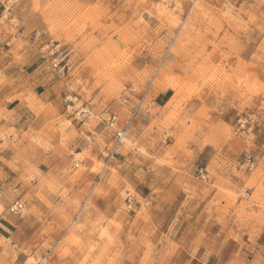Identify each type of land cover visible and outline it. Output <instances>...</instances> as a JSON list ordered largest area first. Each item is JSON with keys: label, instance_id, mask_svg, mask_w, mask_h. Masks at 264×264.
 Instances as JSON below:
<instances>
[{"label": "rangeland", "instance_id": "rangeland-1", "mask_svg": "<svg viewBox=\"0 0 264 264\" xmlns=\"http://www.w3.org/2000/svg\"><path fill=\"white\" fill-rule=\"evenodd\" d=\"M243 2L239 0L235 7L239 9ZM194 3L195 0H188L182 5L183 27L172 33L173 42L163 49L162 60L161 49L152 42L150 33L145 36L133 25L115 19L119 0H0V33L5 37L0 42V164L4 167L0 174L13 182L3 185V197L10 202V211L20 198L21 213L34 212L41 218L47 213L52 218L41 220L42 234L50 241L57 240L46 246L51 255L45 260L41 254L26 252L27 264H53L54 261L60 262L57 264H188L190 261L185 259L188 256L194 264H201L204 255L199 242L191 251H184L188 239L184 242L181 232L192 225L191 217L180 214L179 218L171 219L170 212L161 206H157L155 216L144 209L139 212L133 207L130 211L125 193L119 207L107 216L86 204L91 183L86 189L73 190L69 182V175L82 167L86 157L85 152L77 154L79 143H87L89 136L98 131L115 140L110 151L122 145V153L131 151L146 162L154 161L163 177L170 172L172 177L186 174L177 167L169 152L154 150L153 124L158 121L152 118L151 111L143 112L142 95L133 96L130 91L142 86L143 80L124 74L130 64L143 71L155 63H163L173 47L176 57L191 72L192 82L200 81L201 87H222L224 78L233 74L243 79L245 93L240 104L233 106L240 116L233 122L224 116L223 123L229 129L238 128L240 133L253 137L251 147L238 133L237 150L229 151L228 146L207 147L195 167L200 171L209 166V173H215L212 168L223 165L241 172L243 160L252 156L255 167L244 172L247 192L243 196L227 193L224 213L228 218L256 219L264 225V167L260 163L264 159V132L251 111V105L264 94V49L261 48L264 40L258 31L240 26L214 37V42L219 40L214 47L208 42L203 46L192 44L182 29L185 27L191 33L201 30L194 21L189 22ZM172 18L166 15L168 22ZM161 23L164 21L154 20L149 27ZM30 51L36 52L37 66L49 75L50 82L61 81L66 114L57 117L50 112L53 116L44 131L20 134L12 128L15 119L11 112L2 105L16 98L10 91V70L16 63L20 67L26 65L23 55ZM77 54H84L85 62L74 68L73 57ZM222 61L227 62V68ZM170 82L169 89L176 97L179 94L183 99L194 90L190 81ZM178 106L176 99L170 117L175 115ZM110 116L117 117L116 123L112 127L104 126L102 119ZM121 131L128 133L122 144L117 139ZM165 143L170 145L171 141ZM133 162L138 164L137 159ZM115 165L110 170L119 175ZM97 166L95 173L106 165L101 162ZM199 171L196 175L201 174L200 179H191L199 186L208 187L201 183L207 177ZM24 183L30 188L28 193L20 188ZM188 185L193 187L194 196L190 198L193 202L184 208L187 206L192 213L199 210L196 201L200 199L201 187ZM94 194L107 195L98 188ZM38 201L43 209L36 208ZM0 207L5 208L2 204ZM41 210L43 216L39 213ZM262 261L258 255L254 264H264Z\"/></svg>", "mask_w": 264, "mask_h": 264}, {"label": "crops", "instance_id": "crops-1", "mask_svg": "<svg viewBox=\"0 0 264 264\" xmlns=\"http://www.w3.org/2000/svg\"><path fill=\"white\" fill-rule=\"evenodd\" d=\"M1 18L0 5V20ZM182 32L194 45L203 46L207 42V38L200 29H195L191 33L188 30L185 31L184 27ZM3 38L5 37L0 33V42ZM23 56L26 65L20 67L16 63L10 70V91L15 94L16 98L2 107H6L14 117L15 123L12 126L14 130L20 134H37L49 126L53 116L49 114L50 112L55 113L57 117L65 116V105L62 99L63 87L59 80L50 82L49 75L37 66L39 59H36V52L30 51ZM166 94L168 99L161 104V94L157 92L155 99L151 101V107L153 110L170 107V116L176 102V93L167 89ZM231 109L233 110L228 111V115L226 113L225 116L230 117V121L233 122L240 116V112L236 108ZM143 112L149 114V111L143 110ZM89 139L87 143L80 142L77 149L78 155L82 152L86 155L82 167L69 175L70 187L73 190L86 189L90 183L92 184L86 204H91L96 211L104 212L108 216L111 211L119 207L123 199L122 194L125 193L128 196L127 199L132 200L133 207L139 212L144 209L148 214L155 216L158 214L157 206H161L170 212L171 219L179 218L180 214L191 217V224L194 227L190 225L181 232V235L185 236L184 242L188 239L184 251H191L199 242L205 259L201 261V264H254L258 255L264 262V225L256 219L250 220L236 216L228 218L224 213L227 193L241 196L232 187L224 186L221 190L219 186H214L209 191L208 187L199 186L192 180L201 177V174L196 175L199 169L195 165L190 170H182V173H186L185 175L172 177L170 174L172 172H170L163 177L160 175L161 170H156L157 166L154 161L146 162L132 154L131 151L122 153L121 151L124 150L122 145H117L115 150L110 151L111 145L115 142L110 135L98 131L96 135H90ZM135 159L138 164L133 162ZM101 162L105 163V168L95 173L94 169H99L97 164ZM114 163L119 175H114L110 170V166ZM1 165L0 173L4 171ZM210 168L209 166L201 168L199 172L208 177ZM212 169L216 172L217 169L228 171L231 168L221 165ZM8 177L13 179L12 176L8 175ZM7 179L0 174V205L5 207L4 210L0 207V260L7 261L9 264H27L28 253L26 252L41 254L42 259L45 260L51 255L50 249L46 246L50 243L54 244L57 240L50 241L49 237L42 234L41 220L52 217H47L48 214L45 212L46 217L41 218L34 212L23 214L10 211V202L3 197V185H10L13 182ZM189 183L196 185L195 187H201L200 199L196 201L199 204V210L192 213L189 212L187 206L184 208V205L193 202L190 198L194 196V191L193 187L189 188ZM213 184H215L214 181ZM20 188L26 193L30 191L27 183L21 185ZM97 188L107 195H95L94 191ZM242 190L247 192L244 187ZM132 191L134 194L131 193ZM47 199L51 200V197L48 196ZM17 201L22 202L20 198ZM40 204L38 201L39 206L36 208L43 209ZM39 213L43 216L42 210ZM226 223L227 226H225ZM185 259L190 261L188 264H194L191 256ZM57 263L60 262L54 261L53 264Z\"/></svg>", "mask_w": 264, "mask_h": 264}, {"label": "clouds", "instance_id": "clouds-1", "mask_svg": "<svg viewBox=\"0 0 264 264\" xmlns=\"http://www.w3.org/2000/svg\"><path fill=\"white\" fill-rule=\"evenodd\" d=\"M99 2V0H98ZM188 0H119L118 15L115 17L120 23H129L143 32L145 36L151 34L150 39L161 51L160 59H164L163 49L173 42L172 33L183 27L182 5ZM239 0H195L192 15L189 22H195L201 28L209 45L219 43L214 37H219L222 31H229L240 26L245 30L258 31L260 39L264 40V0H244L241 7H235ZM167 10V13H165ZM167 16H172L168 22ZM154 20L164 23L149 27ZM148 43L147 40L144 41ZM264 49V44L261 45ZM85 62L84 54L73 57V67L77 68ZM225 68H227V62ZM264 67V65H262ZM125 75L133 79L142 78V86L130 89L133 96L142 95L144 111H151L153 118L158 122L153 124L156 131L153 133L155 143L154 150L160 149L169 152L181 170H190L201 158L205 147L219 149L228 146L229 151L237 150L235 140L239 136L246 139L251 147L253 137L240 133L238 128L229 129L223 123L225 114L233 107L238 106L245 93L243 79L236 75L226 76L222 87H201L200 81L192 82L191 72L183 60L176 57V48L173 47L169 58L163 63H155L146 70L140 71L133 65L125 70ZM170 81H190L193 92L183 99L178 94L176 99L179 106L175 115L170 117L171 108L153 110L151 101L155 99L157 92L161 94L160 103L164 104L168 99L166 89L172 87ZM139 103V102H137ZM251 111L261 131L264 132V94L259 96L251 105ZM171 141V144L165 143ZM264 167V159L260 161ZM213 181L215 184H213ZM208 185V190L219 186H230L234 191L243 196L242 188L245 185L244 172H235L229 169L224 171L217 169L215 173H209L202 182ZM0 264L9 262L0 260Z\"/></svg>", "mask_w": 264, "mask_h": 264}, {"label": "built area", "instance_id": "built-area-1", "mask_svg": "<svg viewBox=\"0 0 264 264\" xmlns=\"http://www.w3.org/2000/svg\"><path fill=\"white\" fill-rule=\"evenodd\" d=\"M116 121H117L116 116H110L109 118L102 119V124L104 126L112 127L116 123ZM126 133H127L126 131H121V132L117 133V139H118V142L120 144L123 143V139L126 136ZM255 164H256L255 159L252 156L248 155L244 159L239 170L241 172L252 171L255 167ZM78 167H79V164H76V168H78ZM126 204H127L128 210L131 211L133 209L132 200L128 199ZM11 210L15 213H21L23 210V204H21L20 202H17L13 205V208Z\"/></svg>", "mask_w": 264, "mask_h": 264}, {"label": "bare ground", "instance_id": "bare-ground-1", "mask_svg": "<svg viewBox=\"0 0 264 264\" xmlns=\"http://www.w3.org/2000/svg\"><path fill=\"white\" fill-rule=\"evenodd\" d=\"M126 137H127V133H126ZM126 137H124V141H125ZM124 141H123V142H124Z\"/></svg>", "mask_w": 264, "mask_h": 264}, {"label": "snow or ice", "instance_id": "snow-or-ice-1", "mask_svg": "<svg viewBox=\"0 0 264 264\" xmlns=\"http://www.w3.org/2000/svg\"><path fill=\"white\" fill-rule=\"evenodd\" d=\"M262 79H264V77H262Z\"/></svg>", "mask_w": 264, "mask_h": 264}]
</instances>
